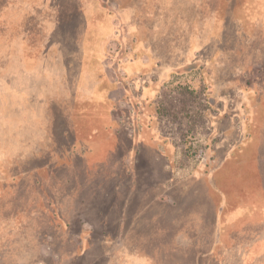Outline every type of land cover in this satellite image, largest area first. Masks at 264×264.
<instances>
[{"label": "rangeland", "instance_id": "rangeland-1", "mask_svg": "<svg viewBox=\"0 0 264 264\" xmlns=\"http://www.w3.org/2000/svg\"><path fill=\"white\" fill-rule=\"evenodd\" d=\"M201 1L0 0V264H264V0H204L197 45ZM148 124L177 186L144 176L110 259L83 184L125 199L109 129ZM81 191L93 224L75 221Z\"/></svg>", "mask_w": 264, "mask_h": 264}, {"label": "trees", "instance_id": "trees-1", "mask_svg": "<svg viewBox=\"0 0 264 264\" xmlns=\"http://www.w3.org/2000/svg\"><path fill=\"white\" fill-rule=\"evenodd\" d=\"M163 0H161L162 2ZM9 3H12V1H9ZM8 3V4H9ZM195 5L198 6L199 2L196 1L194 2ZM200 7H201V12H200V18H196V22L199 24V26H197L195 28V26H189V23H186V31H188L189 29H191V31H199V33H197L195 36L198 37L197 38V42L199 45V43L201 42L202 45H206L205 43V38L207 39V36L205 34H201L200 32L203 30V28L200 26V24H206V18H205V10H204V0L201 1L200 3ZM203 8V10H202ZM162 10V9H161ZM23 12V11H22ZM160 15H164V12H159ZM220 14L217 12L213 11V16L211 21H212V26H211V30L214 32V30H220L221 29V24H220V20L217 18L219 17L218 15ZM8 13H3L2 16H0V19L2 18V20L4 19V21L8 20ZM198 15V13H197ZM217 16V17H216ZM259 17H261L260 19L264 20V16L263 15H259ZM11 19V18H10ZM209 21V20H208ZM195 22H192L191 25H193ZM242 23V22H241ZM210 24V22L207 23V25ZM243 24V23H242ZM166 25V22H164V24L162 22H158L157 24H155L154 28L157 31H160L159 29H164V26ZM159 26V27H158ZM226 29V27H225ZM261 32L263 30V28H258ZM22 30V28L20 27V31ZM182 30V28L180 29ZM10 35V34H9ZM8 37V33H6L2 39L4 40L3 44L6 43L5 39ZM12 37L14 38V36L12 35ZM250 37L248 36V39ZM1 39V40H2ZM6 41H9L6 40ZM17 41H23V40H14L13 46H14V42ZM200 41V42H199ZM24 42V41H23ZM8 43V42H7ZM1 67V66H0ZM2 68V67H1ZM118 110V107H116ZM4 113V111H0V114ZM2 118V116L0 115V119ZM120 129V128H119ZM109 133L112 135V137L114 138V144H115V148L116 150L112 153L113 159L115 160V168L117 167V170H120V173L117 172V177L118 179L120 178L121 174H123V176L130 175V173H132V169L129 173V170L132 167V164H128L127 162V157L129 156V154L137 149V133L136 135H134L133 137L129 138L130 140L127 139V137H130L128 135V133L122 129H120L119 131H115L112 130V128L109 129ZM127 139V140H126ZM128 143V144H127ZM136 147V148H135ZM44 150L41 152L43 153ZM37 156L34 157L35 159H43V155L39 152H36ZM85 153V152H84ZM128 164V165H127ZM39 170L40 169H45L46 165H42V166H38L37 167ZM120 181H116L115 183L113 182L110 185H106L108 186L105 189L101 188V184H99L98 181H91L89 183H85L83 184V186H92L93 187V197H95L96 203H94V205H90V210L95 211L97 213L98 218L102 217V219L99 222V226L101 229L96 230L94 232H99L101 235L103 236L104 241L102 242V246H103V253L106 254L108 256V258H112L113 252H114V247H112L111 245L113 243H116L117 245H119L121 239H123L124 237L128 236V230H127V224L128 227H132L134 226L132 223V221L130 220V218H128V216H132L129 215L131 213V202H132V197L131 193L134 190L135 186H132L133 188H128L127 191L128 195L125 199H122L119 195V191H123L124 188L123 186L119 185ZM83 190V189H82ZM5 191L4 192H0V203L4 202V196H5ZM4 193V195H3ZM125 193V191H124ZM79 198H78V202L76 204L77 206V214H76V222H78L80 225L87 221L93 224V218L89 217L88 212H86L85 210H83V208H85L84 204L86 203V195H84L83 191L79 192ZM87 207V208H89ZM116 213L115 218H112L113 214ZM132 214V213H131ZM134 217V216H133ZM4 220L0 221H6L5 223L9 222V219L5 216L3 217ZM71 223V222H69ZM72 234V233H71ZM128 238V237H127ZM84 245H85V240H84ZM114 246V245H113ZM118 254L122 255V257H118V260L120 259V261H118L117 264H120V262H122V264H135L132 261V258L129 256V254L127 255H123V253L118 252ZM142 256H146L144 255V253H142ZM108 259V261L110 260Z\"/></svg>", "mask_w": 264, "mask_h": 264}, {"label": "crops", "instance_id": "crops-1", "mask_svg": "<svg viewBox=\"0 0 264 264\" xmlns=\"http://www.w3.org/2000/svg\"><path fill=\"white\" fill-rule=\"evenodd\" d=\"M139 134L137 149L126 158L127 161L132 159L128 162L132 167L127 170L130 173L132 169L131 186H140L144 176L149 180L150 186H177L174 182L172 146L158 136L155 127H150L149 124Z\"/></svg>", "mask_w": 264, "mask_h": 264}, {"label": "built area", "instance_id": "built-area-1", "mask_svg": "<svg viewBox=\"0 0 264 264\" xmlns=\"http://www.w3.org/2000/svg\"><path fill=\"white\" fill-rule=\"evenodd\" d=\"M207 151L208 149L207 148H200L196 151V158L197 159H201V160H205L206 159V156H207Z\"/></svg>", "mask_w": 264, "mask_h": 264}]
</instances>
